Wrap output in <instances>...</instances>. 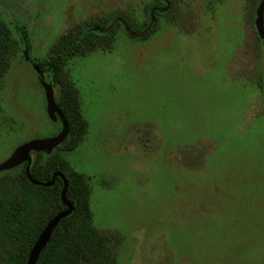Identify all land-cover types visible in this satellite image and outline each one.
<instances>
[{
  "label": "rangeland",
  "instance_id": "1",
  "mask_svg": "<svg viewBox=\"0 0 264 264\" xmlns=\"http://www.w3.org/2000/svg\"><path fill=\"white\" fill-rule=\"evenodd\" d=\"M255 2L213 0L191 24L181 0L185 24L159 17L144 40L114 28L109 48L63 69L88 123L67 157L89 178L92 220L112 238L113 264H264V60L247 15ZM154 3L0 0L15 41L0 81V164L59 132L25 51L41 61L62 36L120 13L141 25Z\"/></svg>",
  "mask_w": 264,
  "mask_h": 264
},
{
  "label": "trees",
  "instance_id": "2",
  "mask_svg": "<svg viewBox=\"0 0 264 264\" xmlns=\"http://www.w3.org/2000/svg\"><path fill=\"white\" fill-rule=\"evenodd\" d=\"M154 2L152 7L145 10L147 19L141 25L128 19L124 13L112 15L103 22L86 23L77 28L72 36H62L52 47L49 57L32 61L43 71L45 79L53 85L55 98L69 125V134L52 152H35L30 170L32 175L41 181H49L55 173H62L68 183L67 199L74 206L72 213L62 218L55 227L36 264L114 263L112 238L98 229L92 220L89 178L78 172L67 157L80 145L88 131V123L81 110L75 82L65 76L63 69L70 58L76 55L85 56L109 48L113 43L114 28L123 30L129 36L124 23L119 19L135 31H143L151 21V10L155 9V20L151 28L145 35L137 38L143 40L155 32L159 17H164L173 24L186 23L187 17L181 16L178 9L181 0ZM160 6L164 8L158 9ZM111 23L113 25L106 32L96 29L109 27ZM23 33L26 31L23 30ZM256 40L262 45L264 60V37L256 35ZM14 44L11 27L0 15V81L9 68ZM24 44L26 50H29V43L24 41ZM37 75L40 80L39 74ZM261 86L263 89L264 62ZM54 123L60 131L61 121ZM26 165L27 162H24L0 172V264H26L31 249L45 226L56 214L67 208L62 199L64 179L57 176L54 184L50 186L34 184L26 174Z\"/></svg>",
  "mask_w": 264,
  "mask_h": 264
},
{
  "label": "water",
  "instance_id": "3",
  "mask_svg": "<svg viewBox=\"0 0 264 264\" xmlns=\"http://www.w3.org/2000/svg\"><path fill=\"white\" fill-rule=\"evenodd\" d=\"M165 9H167V7ZM154 12H155V9H152L150 12L151 21L149 22L148 26L143 31H135V30L131 29L125 21H123L121 19H119V20L124 23V28L130 37L139 38V37H142L143 35H145V33L151 28L152 24L154 23V20H155ZM113 23H111L109 27L96 28V29H100L102 32H106L113 25ZM255 26L257 28L259 36L263 38L264 37V0H261L259 5H258L257 11H256ZM25 58L32 63L33 67L35 68V70L37 71V73L40 76V83H41V85L45 91L46 103H47V113H48L49 117L54 122L60 120L62 123V127H61V130L56 135H54L50 138L33 139V140H30L28 142H25V143L19 145L14 150V152L9 156V158L0 164V171L11 169V168H14L20 164H23L24 162H27L26 174H27L28 178L31 180V182H33L34 184H40L43 186H50V185L54 184L57 176L62 177L64 179V183H65L63 191H62V199H63L65 205L67 206V208L65 210L56 214L49 221V223L45 226L44 230L42 231V233L38 237L34 246L32 247L26 264H36L41 251L49 242L51 234L54 231L55 227L57 226V224L59 223V221L62 218H65L69 214L72 213L74 206L67 199L66 190H67V184L68 183H67V180L62 173H60V172L55 173L49 181H41V180L36 179L32 175L31 170H30L32 157H33L34 153L40 152V151H44L46 153L52 152L54 150V148L57 147L58 145H60L65 140V138L68 136L69 125H68V122H67L63 112L61 111V109L57 103V100L55 98L53 85L45 79V74L43 73V71H41L40 68L30 60V58L27 55V51H25Z\"/></svg>",
  "mask_w": 264,
  "mask_h": 264
},
{
  "label": "flooded vegetation",
  "instance_id": "4",
  "mask_svg": "<svg viewBox=\"0 0 264 264\" xmlns=\"http://www.w3.org/2000/svg\"><path fill=\"white\" fill-rule=\"evenodd\" d=\"M163 2L167 3V0H162ZM213 3V0H190V4H189V8H191V11L189 12V21L192 24V22H194V24L196 23L195 20H198V17H200L201 15V11L206 12L207 9H209L211 7ZM259 1L257 0V2L253 3V7L251 8V11L247 14L248 16H250L251 19V24H252V28L255 32L256 35H259L257 28L255 26V18H256V11L259 5ZM157 8V7H156ZM164 8L163 6L158 7V9H162ZM249 8V4H246V9L248 10Z\"/></svg>",
  "mask_w": 264,
  "mask_h": 264
}]
</instances>
